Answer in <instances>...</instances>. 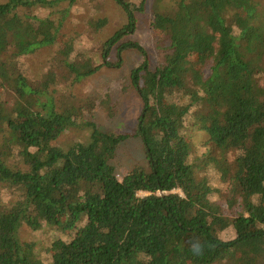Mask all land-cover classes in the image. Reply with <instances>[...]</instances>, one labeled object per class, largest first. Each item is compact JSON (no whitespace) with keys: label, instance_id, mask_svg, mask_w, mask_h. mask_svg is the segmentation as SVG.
Instances as JSON below:
<instances>
[{"label":"trees","instance_id":"obj_1","mask_svg":"<svg viewBox=\"0 0 264 264\" xmlns=\"http://www.w3.org/2000/svg\"><path fill=\"white\" fill-rule=\"evenodd\" d=\"M62 1L0 2V264H264V0H111L127 23L98 46L95 21L63 30ZM54 47L41 85L31 60ZM129 51L121 95L49 87ZM130 91L135 134L112 127ZM133 140L145 161L120 180Z\"/></svg>","mask_w":264,"mask_h":264},{"label":"rangeland","instance_id":"obj_2","mask_svg":"<svg viewBox=\"0 0 264 264\" xmlns=\"http://www.w3.org/2000/svg\"><path fill=\"white\" fill-rule=\"evenodd\" d=\"M1 1L3 0H0V2ZM54 11H58V14H67L69 20L63 25V30L66 33L73 29H78L80 33L85 30L89 31L91 29V25L89 24L95 21L98 31L93 33L92 39H86L91 46L100 45L104 39L110 37L115 31H118L127 23L123 9L111 0H76L73 5L67 0L58 3ZM56 17H60V15ZM94 18L96 20H94ZM139 21L138 32L129 39L131 41H138L144 45L150 56L153 67H156L163 62L164 53L160 50H156V42L154 37L152 38L148 20L146 18H140ZM56 50L57 47L46 49L38 57L31 60L33 75L41 85L49 78L48 62L51 58L50 55ZM111 59L115 61V55H113ZM122 59L123 65L121 68L112 69L104 67L93 78L84 79L75 86H71L70 83L58 84L55 80L53 83H49V87L57 89V91L61 93L69 88L72 92L82 94L100 91L102 95L106 92L119 95L131 71L142 62V55L135 51H129L123 54ZM119 106L121 112L114 118L112 127L123 128L124 131L135 134L141 109L139 97L136 96L134 91H130L129 94L121 96ZM100 123L104 126H109V120L106 115L101 118ZM78 135L79 134L69 135L65 140L66 142L72 139L75 140ZM83 138L84 137H82V139ZM198 138H201V135H198ZM124 150L122 154L123 159L120 160V165L118 166V178L120 180L136 165L143 164L145 161V155L140 141L133 140L129 142L124 146ZM13 197L14 193L2 190L0 193L1 205H11L15 200ZM43 242H45V239ZM40 246L41 245H39V247Z\"/></svg>","mask_w":264,"mask_h":264}]
</instances>
